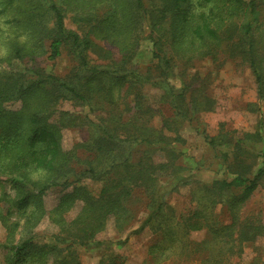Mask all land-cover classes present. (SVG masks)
Masks as SVG:
<instances>
[{"label": "trees", "instance_id": "trees-1", "mask_svg": "<svg viewBox=\"0 0 264 264\" xmlns=\"http://www.w3.org/2000/svg\"><path fill=\"white\" fill-rule=\"evenodd\" d=\"M263 2L0 0V182L10 185L0 194V260L82 264L76 246H102L96 236L110 223L129 233L118 245L145 230L157 236L145 264L196 253L193 230H210L213 240L200 264H228L241 242L263 235L261 220L250 221L241 209L264 179V116L257 130L234 140L232 154L218 151L221 134L203 131L232 170L223 178H194L192 166L177 162L185 153L174 144L184 139L177 122L209 103L203 92L193 96L203 89L195 86L200 71H191L196 61L239 59L264 103ZM144 43L153 63L141 68L134 59ZM63 58L71 60L66 72L46 67ZM147 84L160 85L158 102L171 111L160 126ZM68 101L83 109L62 108ZM74 128L85 129L87 138L67 147L64 130ZM159 154L163 161L155 160ZM254 157L261 158L258 167ZM182 183L191 184L194 206L177 215L167 195ZM52 188L61 194L48 209L44 195ZM219 204L230 222L215 220ZM142 206L147 214L140 219ZM46 216L57 228L38 241L36 227ZM97 264H124V258L111 252Z\"/></svg>", "mask_w": 264, "mask_h": 264}, {"label": "rangeland", "instance_id": "rangeland-1", "mask_svg": "<svg viewBox=\"0 0 264 264\" xmlns=\"http://www.w3.org/2000/svg\"><path fill=\"white\" fill-rule=\"evenodd\" d=\"M262 14H264V2L261 6L260 15ZM0 22H2L1 19ZM68 25L70 27L75 26L71 22ZM116 55L120 57L117 52H115V57ZM134 62L135 65L141 68H145L153 63L148 43L141 44ZM70 63L71 60L69 58H63L55 65L47 63L46 67H53L55 70L66 72ZM221 64H223L221 68H218ZM194 70L200 71L202 77V81H198L200 82L198 84L195 83V86L200 84L204 90L201 89L195 94L191 92V94L195 96L197 93L203 92L209 98V103L198 107L196 114L191 119L177 122L180 128L178 133L184 139L182 141H174V144L185 153L177 162L185 166H192V169L189 171L195 173L194 178H199L201 181L206 182L212 178H223L231 175L232 170L231 168L226 169L219 155L216 156L217 150H214L210 146L203 135V131L205 130L210 136L221 134L219 137L222 145L218 147V151L230 152L232 154L233 148L231 145L234 140L240 138L246 132H253L259 128L260 119L264 116V103L259 100L254 76L249 66L240 65L239 59L227 58L221 63V61L207 58L196 61L191 71L193 72ZM192 82L190 81V83ZM172 83L175 86H179L177 79H173ZM146 92L154 100L155 106L160 109L154 119V125L160 126L162 119L171 113L170 109L163 105L162 101L158 102L159 94H162L163 90L159 84H147ZM191 94H189L190 98ZM200 95L198 94V96ZM193 96L191 99H193ZM62 108L71 111L83 109L76 107L71 101L63 103ZM170 133L175 135L174 131ZM86 138L87 131L85 129L74 128L64 130V141L67 147ZM255 159L256 157L252 161L255 162ZM155 160L160 162L164 160V157L160 154L155 155ZM260 161L261 158L256 159V167H258ZM89 185L93 189L98 190L101 183L90 181ZM178 186L179 191L171 192L167 195V200L175 208L177 215L187 212L194 206L188 193L191 184L182 183L181 185L178 184ZM4 189L10 190V185L7 182H0V194ZM60 194V188H52L44 195L45 205L48 209L56 205ZM78 209L79 207H76L72 210L68 218L74 216ZM225 210L224 206L219 204L213 211L215 220L220 222V224L230 222ZM146 214L147 209L145 206H142L139 214L140 219L145 217ZM241 214L249 218L250 221L252 219L260 223L261 220L262 223L260 224L264 225V179L246 200L241 209ZM56 228L48 216H46L36 227L38 234L36 240H47L55 232ZM209 231L207 229L191 231V239L200 243L198 246L196 244V253L194 252L187 258L180 260L169 259L161 264H200L201 260L207 258L212 251L213 244L211 242L213 240ZM128 234V231L121 232L110 223L105 230L99 232L96 236L97 240H103L102 246L92 248L76 246V251L81 257L82 264H97L101 258L111 252L123 256L124 264H145V261L150 259L149 248L152 244L156 243L157 236L150 230H145L140 234H131L123 245L116 243L119 239L124 240ZM4 236L5 228L0 222V242L4 240ZM202 241L204 245L201 244ZM239 247L241 252L232 256L231 262L228 264H254V262L264 264V234L258 236L252 242H241ZM151 261L149 260V262ZM0 264L5 263L0 260Z\"/></svg>", "mask_w": 264, "mask_h": 264}]
</instances>
